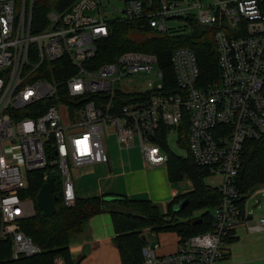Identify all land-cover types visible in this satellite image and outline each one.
Listing matches in <instances>:
<instances>
[{
	"label": "built area",
	"instance_id": "built-area-1",
	"mask_svg": "<svg viewBox=\"0 0 264 264\" xmlns=\"http://www.w3.org/2000/svg\"><path fill=\"white\" fill-rule=\"evenodd\" d=\"M170 19L184 24L168 27ZM115 20H142L157 31L189 32L193 20L214 26L218 79L205 82L185 46L170 55L174 86L154 53L124 50L98 62L99 40ZM140 73L156 79L130 84ZM184 124L186 151L220 177L213 186L220 200L208 230L179 236L168 254L145 244L142 264H218L230 232L248 220L235 177L245 142L264 136V0H124L117 16L102 0H0V244L10 239L11 258L40 251L18 224L35 214L33 199L20 196L31 171L43 170L45 182L58 174L70 205V168L107 162L103 134L136 145L155 165L167 159L160 127L178 134ZM256 222L264 230V217Z\"/></svg>",
	"mask_w": 264,
	"mask_h": 264
},
{
	"label": "trees",
	"instance_id": "trees-1",
	"mask_svg": "<svg viewBox=\"0 0 264 264\" xmlns=\"http://www.w3.org/2000/svg\"><path fill=\"white\" fill-rule=\"evenodd\" d=\"M39 14V13H38ZM35 15V11H34ZM192 30L183 29L157 31L148 27L144 21L115 20L110 22L109 34L98 43V62L108 61L124 50H139L154 53L158 65L174 86V74L170 64L172 50L178 46L189 47L196 55L200 71L205 82L218 79V67L212 34L214 26H202L191 21ZM35 30V29H33ZM186 124L178 132V144L187 148ZM158 142L166 153V167L170 180L177 181L184 177L192 183V190L184 195H176L165 206L145 199H132L121 195L75 197L74 202L66 205L61 193V178L58 174L46 179L56 195L55 212L43 216L39 207L34 204L35 214L23 217L18 221L21 230L40 248V251L17 259L10 257L11 241L4 239L0 244V264H54L60 257L64 264H76L70 258L68 245L74 234L81 232L89 219L106 211L110 214L114 227L113 240L119 250L122 264H142L141 249L145 245L143 231H175L181 237L201 233L210 228L211 210L220 200V192L204 182L210 175L205 166L197 165L190 154L181 156L169 150L166 143L168 128L160 127ZM43 170L29 173V187L25 191L35 202V196L45 181ZM235 184L245 200L249 190L264 185V136L248 140L243 146L241 167ZM106 197H111L106 200ZM188 198V203L180 211L173 206L180 200ZM200 210V215L195 213ZM201 219L200 223L193 221Z\"/></svg>",
	"mask_w": 264,
	"mask_h": 264
},
{
	"label": "crops",
	"instance_id": "crops-1",
	"mask_svg": "<svg viewBox=\"0 0 264 264\" xmlns=\"http://www.w3.org/2000/svg\"><path fill=\"white\" fill-rule=\"evenodd\" d=\"M109 139L103 140L108 154L107 162L70 168L75 197L121 195L149 200L163 207L174 196L184 195L192 190V183L186 177L177 181L170 180L166 161L155 165L147 164L136 145L121 146L114 135L112 142ZM252 221V216L248 214L247 222L233 228L226 242L235 240L241 243L240 235L244 230L259 231L264 235V230L257 226V220ZM146 230L143 231L145 244L156 255L172 253L177 249L179 235L175 231L149 230L148 233ZM114 234L110 214L106 211L97 213L89 219L81 232L73 235L68 245V254L70 258L77 260L76 264H122L119 250L113 240ZM262 235L256 237L264 243ZM146 237H149L148 241ZM225 249L226 255L220 264H242L243 261L235 260L242 259L240 253L233 251L232 254L228 247Z\"/></svg>",
	"mask_w": 264,
	"mask_h": 264
},
{
	"label": "rangeland",
	"instance_id": "rangeland-1",
	"mask_svg": "<svg viewBox=\"0 0 264 264\" xmlns=\"http://www.w3.org/2000/svg\"><path fill=\"white\" fill-rule=\"evenodd\" d=\"M103 8L107 11L109 16H117L122 14V8L124 7V0H102ZM184 24L183 21L177 19H170L167 21L168 27H178ZM147 78L156 79L155 73L146 74L140 73L134 76H131L130 84L132 85H141L144 83V80ZM103 139L110 138V142L113 140V134L107 135L103 134ZM166 143L169 150L173 151L174 153L186 156L187 151L186 148L179 146L178 144V134L175 133L174 130L169 131L166 136ZM164 154H166L164 152ZM72 169V166H71ZM49 171V168H47ZM56 171V169H55ZM204 182L211 185V186H218L221 183L220 177L218 175H210L204 178ZM244 202H246V212L247 214L251 215L254 220L256 221L259 217H264V185L255 186L251 188L245 198ZM196 216L200 215V210H197L195 213ZM149 232V230H146ZM258 234V235H257ZM259 231L254 232L253 230H244L243 234L240 235L241 243H237V241L232 240L230 243L226 242L224 244L225 247H228L233 254V251L236 253H240L242 257L241 260L236 261H243L242 264H264V243L262 240H257L256 236H260ZM264 239V235H262ZM149 237H146V241H148ZM239 241V239H238ZM263 243V244H262ZM236 246V248H235ZM236 258L240 259V257ZM223 261H220V264Z\"/></svg>",
	"mask_w": 264,
	"mask_h": 264
},
{
	"label": "water",
	"instance_id": "water-1",
	"mask_svg": "<svg viewBox=\"0 0 264 264\" xmlns=\"http://www.w3.org/2000/svg\"><path fill=\"white\" fill-rule=\"evenodd\" d=\"M56 199V195L53 194L52 186L49 182L42 183L40 189L38 190L35 196V202L39 209L41 210V214L43 216L52 215L55 210L54 200ZM111 197H106V200H110ZM188 203V198H184L180 200L177 204L173 206L174 211H180L185 205ZM201 219L194 220L193 223H200Z\"/></svg>",
	"mask_w": 264,
	"mask_h": 264
}]
</instances>
